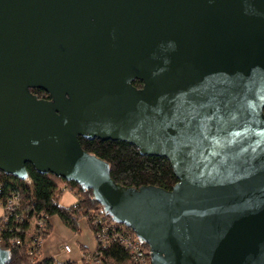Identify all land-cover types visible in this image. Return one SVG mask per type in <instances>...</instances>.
<instances>
[{
	"label": "water",
	"instance_id": "obj_1",
	"mask_svg": "<svg viewBox=\"0 0 264 264\" xmlns=\"http://www.w3.org/2000/svg\"><path fill=\"white\" fill-rule=\"evenodd\" d=\"M79 136L177 181L115 183ZM26 163L90 189L150 264H264V0H0V171Z\"/></svg>",
	"mask_w": 264,
	"mask_h": 264
},
{
	"label": "trees",
	"instance_id": "obj_2",
	"mask_svg": "<svg viewBox=\"0 0 264 264\" xmlns=\"http://www.w3.org/2000/svg\"><path fill=\"white\" fill-rule=\"evenodd\" d=\"M132 84L136 87L142 85L140 80H134ZM31 92L39 98H48L44 90L34 88ZM78 140L83 150L108 164L111 178L122 186L139 188L153 185L170 189L177 181L169 161L164 157L142 155L133 145L119 140L103 141L81 136ZM25 167L28 181L0 171V201L5 203L14 198L12 211L0 216V247L10 254L7 264H87L85 261L59 262L51 256L40 259L41 242L50 232L51 216H57L75 233L79 231L80 218H87L89 223L93 219L100 220L90 225L99 238L89 257L94 264H138L125 245L126 240L137 238L135 232L104 212L90 189H83L78 183L51 173H38L28 163ZM61 183L75 191V203L69 206L58 203L56 194ZM140 246L146 251L147 264H150L148 245L142 242Z\"/></svg>",
	"mask_w": 264,
	"mask_h": 264
},
{
	"label": "crops",
	"instance_id": "obj_3",
	"mask_svg": "<svg viewBox=\"0 0 264 264\" xmlns=\"http://www.w3.org/2000/svg\"><path fill=\"white\" fill-rule=\"evenodd\" d=\"M76 202L75 197L72 196V198L69 200V204H65L60 202V198L58 197V203L60 205L69 206ZM50 224L52 226V231L49 237L42 243V253L43 256H51L55 260L59 262L64 261H74L79 262L81 259L82 254L72 253V247L69 252H65L63 250V247L65 245H70L71 241H74L77 245H81L85 247L86 249L90 250L89 248L93 247V237L91 233L89 232V229L87 228L84 221L81 222V226H83V231L86 229L85 234H72L68 228L61 222V220L57 216H51L49 218ZM89 247V248H88Z\"/></svg>",
	"mask_w": 264,
	"mask_h": 264
},
{
	"label": "rangeland",
	"instance_id": "obj_4",
	"mask_svg": "<svg viewBox=\"0 0 264 264\" xmlns=\"http://www.w3.org/2000/svg\"><path fill=\"white\" fill-rule=\"evenodd\" d=\"M56 195L60 198V202L65 203V204H69V200L72 198V196L75 197V199L77 200V196H76V194H75V191H74V190H71V189H69V188H67V187H64L62 183L59 185V189L57 190V194H56ZM2 213H4V209L0 206V216L2 215ZM80 221H84L85 224H86V226H87V228L89 229V232L91 233V235H92V237H93V240H92V241H93V247H92V248H89V247H88V248L90 249V250H88V249H86L85 247L82 248L83 246H81V245H79V244L77 245L74 241H71V244H70V245L68 244V246H69V250H66L65 247H63V250H64L65 252H69V251L71 250V247H72V253H73V254H75V253L82 254L79 263H80L81 261H85L87 264H94L93 259H89V257L92 255L91 253L94 252L95 247H96V244H97L98 241H99V238L96 237V234L92 231L90 225H91V224H92V225H93V224L95 225V223H97V221H95V219H93L92 222L89 223L88 220H87V218H85V217L80 218L79 221H78L79 231H78L77 233L71 231V230L68 228V230H69L72 234H74V235H76V234H81V235L85 234L86 229L83 231L84 228H83V226L80 227V226H81V225H80V224H81ZM79 223H80V224H79ZM50 227H51V228H50V232H49V234H48L44 239H42V242H41V248H42V243H43V242L49 237V235L51 234V231H52V226H51V224H50ZM43 257H44V256H43V253H42V250H41V256H40V259L43 258ZM73 262H74V261H73ZM76 262H77V261H76ZM95 264H97V262H96Z\"/></svg>",
	"mask_w": 264,
	"mask_h": 264
},
{
	"label": "built area",
	"instance_id": "obj_5",
	"mask_svg": "<svg viewBox=\"0 0 264 264\" xmlns=\"http://www.w3.org/2000/svg\"><path fill=\"white\" fill-rule=\"evenodd\" d=\"M27 181H28V179H27ZM13 202H14V198H11L10 200H8L5 203L0 201V206L4 209V214H8V212L10 213L11 206H12ZM5 219H6V216H5ZM99 221L100 220L97 219V222H99ZM141 243L142 242L138 238L125 241V245L130 249L131 253L135 256L137 263L138 264H147L146 251L140 246ZM64 247L66 250H69L68 245H65ZM147 253L149 254V251H147Z\"/></svg>",
	"mask_w": 264,
	"mask_h": 264
}]
</instances>
